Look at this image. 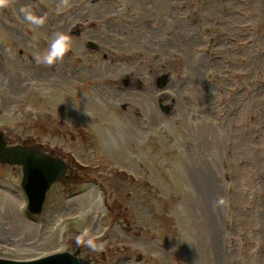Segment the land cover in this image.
<instances>
[{"label": "rangeland", "instance_id": "374dc122", "mask_svg": "<svg viewBox=\"0 0 264 264\" xmlns=\"http://www.w3.org/2000/svg\"><path fill=\"white\" fill-rule=\"evenodd\" d=\"M57 4L0 8V130L9 145L64 158L72 178L54 183L33 215L22 166L0 162V257L78 251L94 264H264V0ZM21 7L45 23L33 28ZM78 19L88 23L82 38L70 36L73 54L96 57L83 62L119 92L115 102L89 89L87 106L67 78L69 53L52 67L35 62L50 26L67 33ZM123 74L150 84L124 91ZM161 92L171 114L159 107ZM79 126L89 139H71ZM85 230L103 252L76 244Z\"/></svg>", "mask_w": 264, "mask_h": 264}, {"label": "water", "instance_id": "95a60500", "mask_svg": "<svg viewBox=\"0 0 264 264\" xmlns=\"http://www.w3.org/2000/svg\"><path fill=\"white\" fill-rule=\"evenodd\" d=\"M168 77L159 78L158 85L165 87ZM167 94L159 97L160 109L171 114L175 108L167 103ZM0 162L22 166V187L28 196L27 210L33 215H40L45 208L48 192L52 185L61 179L71 181L68 175L69 165L62 157L35 146L7 143L4 131L0 130ZM0 264H93L89 259L82 258L77 252L61 251L43 257L17 260L0 257Z\"/></svg>", "mask_w": 264, "mask_h": 264}, {"label": "flooded vegetation", "instance_id": "af4514ba", "mask_svg": "<svg viewBox=\"0 0 264 264\" xmlns=\"http://www.w3.org/2000/svg\"><path fill=\"white\" fill-rule=\"evenodd\" d=\"M83 1L84 0H81V3ZM92 1L96 2L97 0H92ZM83 8H85V7H83ZM83 8L81 6H77L75 8L77 14H75V15L81 16V14H82L81 10L84 11ZM70 12H72V11H70ZM74 23L75 24L71 27V29L69 28V23L65 25V26H67V29L69 30V32H67V34L70 36H73V37H77V36L80 37L82 35V28H84L86 26L88 21H85L83 19H78ZM50 28H52L53 33H55L56 29L53 28L52 26H50ZM82 36H81V38H82ZM77 44L80 45V47L81 46L84 47V42L77 43ZM85 46L89 47L90 49H92L93 51H96V52H100V50L102 49V45H100V43H98L97 41H94V40H86ZM73 51H74V49L72 48V50L68 52L70 54V59L72 58V61H69V60L66 61V64H67L66 74H68L70 76L67 78H70L71 81L74 82V83H70V84L73 87H75V89H76L75 91L78 90V91L83 93V94L81 93V99H83V97H82L83 95H86V98H84V99L87 100V106H88V100L89 99H88L87 92L91 90L93 95L102 98V95L105 94L110 103L115 102L116 99L119 98V92L116 89H114L113 87H111V85H112L111 83L107 84L105 82L98 81V78L100 76H98V74L95 71L91 70L89 68V66L85 65L83 62V58H96V57L89 56V55H82V54L74 55ZM73 58H76V59H73ZM101 58H107V55H104ZM148 79H146L143 75H139V74H123L118 79V83L121 84L124 91L146 90L147 86L150 84L149 83L150 81H148ZM38 81L40 83L44 84L42 87L51 86V84H52L49 79H38ZM158 81H159V78H157V84H158ZM54 86H56V85H54ZM40 89H41V87H40ZM119 89L120 88H118V90ZM163 93L164 92H161L158 95V104H159V97ZM93 104H94V102L92 103V105ZM121 107L126 109L129 107V104L127 102H124V103H122ZM75 114H78V112ZM95 117L99 118L100 116L95 115ZM77 134L74 131H70L71 139L76 140L77 138L80 137L83 140H85L86 138L89 139V137H90L88 131L82 126L78 127ZM35 147H37V146H35ZM37 148H39V147H37ZM39 149H41V148H39ZM51 154H53V153H51ZM53 155H55V154H53ZM55 156H57V155H55ZM67 163L69 165V170H70V163L69 162H67ZM74 169H76L77 171H80V170H86L88 168L86 166H83V165L77 163V166H75ZM68 173H69V171H68ZM77 253H78V251H77Z\"/></svg>", "mask_w": 264, "mask_h": 264}, {"label": "clouds", "instance_id": "9594fccd", "mask_svg": "<svg viewBox=\"0 0 264 264\" xmlns=\"http://www.w3.org/2000/svg\"><path fill=\"white\" fill-rule=\"evenodd\" d=\"M11 0H0V8L8 6ZM70 7V0H58L57 8L58 10L67 9ZM20 12L23 15L24 20L33 28H39L45 23V19L42 16H37L31 9L26 7H21ZM73 41L67 33L63 31L55 32L50 43L42 53H37L34 55L35 62L38 65H44L47 67H52L58 62H62L65 55L72 50ZM220 204L223 203L222 198L218 201ZM97 237L89 234L85 230L82 234L76 236V244L78 246H84L91 249L94 252H103L105 250V244L103 242H97Z\"/></svg>", "mask_w": 264, "mask_h": 264}]
</instances>
